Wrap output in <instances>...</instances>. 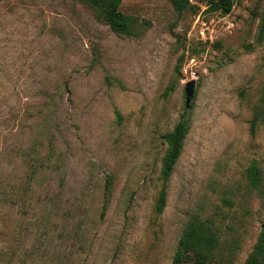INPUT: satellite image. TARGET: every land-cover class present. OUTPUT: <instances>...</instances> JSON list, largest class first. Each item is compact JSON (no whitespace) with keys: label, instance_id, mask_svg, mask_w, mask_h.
<instances>
[{"label":"rangeland","instance_id":"rangeland-1","mask_svg":"<svg viewBox=\"0 0 264 264\" xmlns=\"http://www.w3.org/2000/svg\"><path fill=\"white\" fill-rule=\"evenodd\" d=\"M191 2L122 0L140 23L125 37L80 0L0 1V264H172L193 216L215 224L214 264H245L264 225V0Z\"/></svg>","mask_w":264,"mask_h":264},{"label":"trees","instance_id":"trees-1","mask_svg":"<svg viewBox=\"0 0 264 264\" xmlns=\"http://www.w3.org/2000/svg\"><path fill=\"white\" fill-rule=\"evenodd\" d=\"M2 1V0H0ZM89 6L99 20L105 21L110 29L125 37H133L138 34L137 27L139 20L121 11L122 0H80ZM178 14H183L194 8L191 0H168ZM237 0H206V13H220L228 15L232 12ZM264 37V16L261 24L260 40ZM185 59L182 55L176 67V72L180 73V64ZM171 87L165 92L168 96L172 92ZM264 117L256 118L254 121ZM254 122V124H255ZM191 129V122L186 118V113L182 116L174 130L163 137L168 145V151L163 159L161 176L163 186L160 191L157 212L162 213L167 203V184L174 172L175 166L179 161L184 142ZM249 185L258 190L262 184V172L260 167L253 163L246 171ZM112 193V181L108 178L106 183L105 204L102 217L105 216ZM220 244V237L214 222L200 216H193L187 223L185 230L180 238L172 264H214L215 252ZM245 264H264V225L262 226L259 238L248 256Z\"/></svg>","mask_w":264,"mask_h":264},{"label":"water","instance_id":"water-1","mask_svg":"<svg viewBox=\"0 0 264 264\" xmlns=\"http://www.w3.org/2000/svg\"><path fill=\"white\" fill-rule=\"evenodd\" d=\"M195 87H196V82L194 80H192L186 84V89H185V91H186V108H188V109L191 107V103H192L194 96H195Z\"/></svg>","mask_w":264,"mask_h":264}]
</instances>
